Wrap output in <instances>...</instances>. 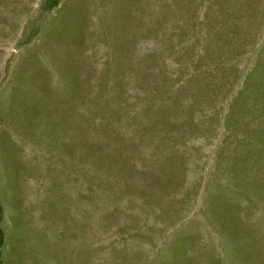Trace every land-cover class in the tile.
<instances>
[{
    "label": "rangeland",
    "instance_id": "1",
    "mask_svg": "<svg viewBox=\"0 0 264 264\" xmlns=\"http://www.w3.org/2000/svg\"><path fill=\"white\" fill-rule=\"evenodd\" d=\"M0 264H264V0H0Z\"/></svg>",
    "mask_w": 264,
    "mask_h": 264
}]
</instances>
